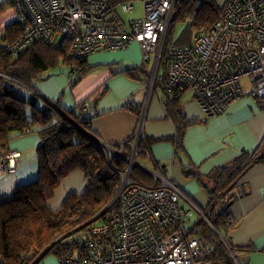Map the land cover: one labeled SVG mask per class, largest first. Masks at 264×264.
Segmentation results:
<instances>
[{"label":"built area","instance_id":"1","mask_svg":"<svg viewBox=\"0 0 264 264\" xmlns=\"http://www.w3.org/2000/svg\"><path fill=\"white\" fill-rule=\"evenodd\" d=\"M113 1L1 0L25 26L23 36L6 50L18 55L35 39L47 41L55 49L66 41V56L77 60L97 52L125 50L135 42L150 75L152 92L157 76L149 70L158 72L168 28L176 16V0L143 1V17L127 26L115 14ZM122 9L132 13L130 1ZM166 49L167 65L159 80L168 97L190 93L207 118L216 117L246 94L240 78L247 76L248 93L264 108V0H227L218 20L203 29L191 46ZM162 105L165 108V101ZM141 137L142 123L134 133L132 155L118 154L130 166L111 202L75 237L77 256L62 252L57 264H203L212 256L198 227L200 221L211 226L207 215L201 213V220L188 223L189 211L180 203L183 194L179 187L136 161ZM18 156L12 151L2 156L0 175L14 171ZM257 157L264 165V138ZM134 168L156 184L133 180Z\"/></svg>","mask_w":264,"mask_h":264},{"label":"trees","instance_id":"2","mask_svg":"<svg viewBox=\"0 0 264 264\" xmlns=\"http://www.w3.org/2000/svg\"><path fill=\"white\" fill-rule=\"evenodd\" d=\"M211 1L214 2L177 0L176 16L168 28L158 77L154 83V92L159 91L165 95V110L175 127V138L172 140L176 146V158L183 151L184 131L199 122L185 120L181 111V98L168 97L159 77L163 76L166 69V48L172 45L177 22L186 24L175 46L186 48L192 45L203 29L218 20L227 0L221 7L214 6ZM24 30L23 23L16 19L1 34L0 160L10 152L9 144L15 139L35 134L40 139L35 150L38 173L34 181L19 185L0 198V264H37L50 253L56 260L62 252L77 256L79 247L75 237L87 230L86 227H80L94 219L111 202L128 167L125 159L98 144L97 141L101 142V139L92 132L89 118L81 105L78 112H66L64 115L28 91L33 88L32 81L42 80L51 70L67 69L70 76L75 74L77 78L73 81L77 82L91 68L84 59L74 60L66 56V41L55 49L49 42L35 39L18 55L7 52L6 48L14 45L23 36ZM123 73L130 78H144L146 75L144 66ZM166 140L141 137L137 144L136 161L145 162L150 146ZM105 145L130 157L134 134L123 142H106ZM258 151L242 153L230 164L217 167L206 176L201 175L197 169L184 172L206 189L209 198L207 218L213 229L205 221L198 224L200 236L212 250V256L203 264H235L230 252L237 257L239 252L245 250L244 246L235 245L228 237L235 223L228 213L231 199L226 195L230 186L257 158ZM16 167L17 163L12 173L0 177L13 174ZM75 172L83 177L81 191L67 193L58 207H52L50 202L56 191ZM132 173L136 182L149 186L156 184L139 169L134 168Z\"/></svg>","mask_w":264,"mask_h":264},{"label":"crops","instance_id":"3","mask_svg":"<svg viewBox=\"0 0 264 264\" xmlns=\"http://www.w3.org/2000/svg\"><path fill=\"white\" fill-rule=\"evenodd\" d=\"M125 1L132 4V13L123 11L124 0L121 1L123 3H114L113 9L122 24L127 26L143 17V1L147 0ZM4 6L1 2V34L16 20L14 9ZM84 60L91 70L77 82L73 81L77 78L75 74L70 76L60 68L49 72L42 80L32 81L33 88L28 91L55 109L68 113L78 112L79 105L86 104L83 112L89 118L90 128L104 144L125 141L135 133L140 123H143L144 139L166 138L162 143L151 145L147 159L141 163L150 165L151 170L159 171L179 187L183 194L180 203L189 211L187 221L189 224L197 223L201 220V213L207 215L209 212V198L206 189L184 172L197 169L206 176L213 169L230 164L242 153L260 150L264 138V108L250 97L245 88L246 94L236 100L225 114L206 118L192 95L185 94L181 98L183 116L187 122L199 123L184 131L183 151L176 158V146L172 140L175 127L162 105L165 95L161 93L160 96L159 91L150 93L146 76L130 78L123 73L144 66L138 44L133 42L127 49L112 53L97 52ZM39 143L38 136L30 134L9 144L10 151L19 156L15 160V172L0 177V198L17 186L36 179L38 163L35 150ZM256 159L259 162H251L226 195L231 199L228 213L235 223L228 237L235 245L245 247L238 253L240 263L234 257L236 264H264V165L262 158ZM83 185L82 175L73 173L56 191L50 205L58 207L67 193L80 192ZM37 264H57V261L47 255Z\"/></svg>","mask_w":264,"mask_h":264},{"label":"rangeland","instance_id":"4","mask_svg":"<svg viewBox=\"0 0 264 264\" xmlns=\"http://www.w3.org/2000/svg\"><path fill=\"white\" fill-rule=\"evenodd\" d=\"M214 2H212L213 3V5L214 6H216V7H221L224 3V0H213ZM0 3H1V0H0ZM5 8H8L7 6H4ZM120 12V14H121V10L119 11ZM185 24L186 23H182V22H177L176 23V25H175V33H173L174 35H173V41H171V46L172 47H178V46H175V42H177V41H179V38H180V36H181V34H182V32L184 31V26H185ZM257 39H258V37H257ZM196 39H194V41H195ZM193 41V42H194ZM0 42H2L1 41V33H0ZM113 51H108V52H100V53H112ZM97 54V53H96ZM150 56V58L153 60V58H154V54L152 53V54H150L149 55ZM161 59V58H160ZM74 60H76V59H74ZM152 65H153V63L152 62H150L149 63V65H148V68L150 69L151 67H152ZM54 71H56V69H54V70H51V72H54ZM65 71H67V69H65ZM240 82H241V84L243 85V87H244V91H245V88L247 89L246 90V92H248L249 90H248V77L247 76H243V77H241L240 78ZM215 85H217V83H215ZM26 87V86H25ZM27 88V87H26ZM160 96H162V94L160 93ZM251 97V96H250ZM142 126H143V123H142ZM107 148V150L109 149H111V147L110 146H108V147H106ZM115 155V154H114ZM118 156V155H117ZM143 164H145L146 165V163H143ZM128 166H130L129 164H128ZM146 167L149 169V170H151L152 168H151V166L150 165H146ZM48 256H53V257H55L52 253H50V254H48ZM233 257H235V255L233 256ZM56 258V257H55ZM235 259L237 260L238 259V255H237V257H235ZM233 260V259H232ZM234 262H235V264H236V261L235 260H233ZM238 261H239V259H238ZM239 263H240V261H239ZM205 264H208V263H205Z\"/></svg>","mask_w":264,"mask_h":264},{"label":"water","instance_id":"5","mask_svg":"<svg viewBox=\"0 0 264 264\" xmlns=\"http://www.w3.org/2000/svg\"><path fill=\"white\" fill-rule=\"evenodd\" d=\"M149 92L151 93V89H150V88H149ZM58 110H59V112L63 113L64 115L67 114L66 112L61 111L60 109H58ZM97 142H98V144H100V145H101L102 147H104V148L108 147V145H105L104 143H102V142H100V141H97ZM106 150H107V149H106ZM108 151H110L111 153L115 154L116 156H117L118 154H120V152L114 150L113 148H111L110 150L108 149ZM98 216H99V215H97L95 218H97ZM93 220H95V219H93ZM93 220H91L90 222L86 223L85 225H83V226L80 227V228H83V227L86 226L87 224L91 223ZM51 246H52V245H51ZM51 246H50V247H51ZM50 247H49V248H50ZM45 253H46V251H45L44 253H42V254L40 255L39 258H41V256H43ZM231 257H232V259H234L233 255H231ZM34 264H35V263H34Z\"/></svg>","mask_w":264,"mask_h":264},{"label":"flooded vegetation","instance_id":"6","mask_svg":"<svg viewBox=\"0 0 264 264\" xmlns=\"http://www.w3.org/2000/svg\"><path fill=\"white\" fill-rule=\"evenodd\" d=\"M144 70H145V68H144ZM149 73L152 74L153 77H156V76L158 77V72H156V73L153 72V73H152V70H149ZM145 74H146L145 76H146V78L149 80V84H150V75H149L148 73H146V71H145ZM149 88H150V87H149ZM154 91H155V87H153L152 92H154ZM201 110H202V109H201ZM202 112H203V111H202ZM203 113H204V112H203ZM204 115H205V114H204ZM205 116H206V115H205ZM206 118H207V117H206Z\"/></svg>","mask_w":264,"mask_h":264},{"label":"clouds","instance_id":"7","mask_svg":"<svg viewBox=\"0 0 264 264\" xmlns=\"http://www.w3.org/2000/svg\"><path fill=\"white\" fill-rule=\"evenodd\" d=\"M252 97V96H251ZM253 98V97H252ZM254 99V98H253ZM255 100V99H254ZM260 151V150H259ZM259 151H258V153H259ZM209 221V220H208ZM212 226V225H211ZM212 229H213V227H211ZM233 260H235V259H233Z\"/></svg>","mask_w":264,"mask_h":264}]
</instances>
